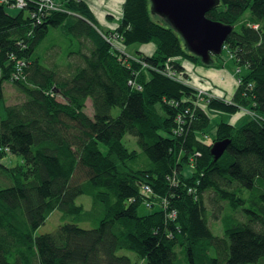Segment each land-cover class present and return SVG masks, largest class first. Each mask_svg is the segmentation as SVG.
Masks as SVG:
<instances>
[{
  "label": "trees",
  "instance_id": "trees-1",
  "mask_svg": "<svg viewBox=\"0 0 264 264\" xmlns=\"http://www.w3.org/2000/svg\"><path fill=\"white\" fill-rule=\"evenodd\" d=\"M29 2L15 15L0 4V264H178L179 249L188 264L259 263L264 258V0H220L206 14L232 27L248 17L224 43L246 70L239 76L237 102L205 98V106L229 115L249 101L255 114L238 125L220 121L209 143L208 116L199 109L195 120L188 118L195 106L192 90L163 74L168 66L181 72V61L205 65L163 20L151 18L148 0H126L115 30L126 47L154 43L151 56L137 53L145 70L112 51L111 33L93 23L82 1L65 0L68 13H47L40 22L29 16L37 0ZM56 27L69 41L84 39L88 52L78 48L76 63L61 64L64 51L46 67L33 56ZM18 59L27 68L24 77L14 79ZM6 84L23 99L9 105ZM248 84V101L240 100ZM88 101L91 117L84 112ZM178 128L188 134L176 135ZM126 137L136 148L125 145ZM223 139L230 144L213 162L210 147ZM144 185L156 197L147 202L149 208L165 201L178 213L175 223L158 207L138 213ZM242 190L256 206V212L246 210L252 215L246 223L235 217L246 202ZM206 191L214 194L207 205ZM82 195L91 198L89 210L76 202ZM227 208L229 216L222 217ZM55 211L58 227L34 237ZM210 217L221 225L220 237L208 225ZM121 250L135 260L119 255Z\"/></svg>",
  "mask_w": 264,
  "mask_h": 264
},
{
  "label": "rangeland",
  "instance_id": "rangeland-1",
  "mask_svg": "<svg viewBox=\"0 0 264 264\" xmlns=\"http://www.w3.org/2000/svg\"><path fill=\"white\" fill-rule=\"evenodd\" d=\"M126 1V0H125ZM149 2V1H148ZM125 5V2H124ZM124 5L122 8V11L120 12L121 16L119 17L120 21L123 18V13H124ZM30 2H27V6L29 7ZM58 10L54 11V12H64V13H68L64 7L62 6V4H58ZM150 6V5H149ZM16 10L18 11H23L26 9H19L16 8ZM214 10V9H213ZM12 10L7 9L8 13H11ZM211 12V11H210ZM209 12V13H210ZM119 14V15H120ZM30 16V15H29ZM248 17V13H246L242 18H240L238 21L237 19L235 21H233V26L235 24V26L233 28H235V30H237L239 24H241L245 19H247ZM151 18L154 20L155 18L153 16H151ZM237 21V22H236ZM120 24V22H119ZM119 27V26H118ZM116 26V28H118ZM109 32V31H108ZM111 35H108V41L110 42L111 46H112V51L114 53H116V55H121L123 56L125 59H121L124 60L125 62H131L132 64H135L137 68H140L141 70H145L147 69V65L139 59V56L137 53V51H134L136 49V47H140V46H144V45H148L151 44L154 47L153 52L155 51V45L154 43H148V44H133L129 47H126L123 43V41L120 39V37L117 35V33L115 31L110 32ZM65 44V46H68V49H65V52H76L78 50V46L75 43V41L73 39H71V41H67L64 36H63V31L61 28H51L48 32L47 35V39L45 40L44 44H43V48H47L49 51L45 52V54L39 52V50H37L36 52H34V54H38L41 57H45L49 63H53L56 59V51L58 48L62 47V45ZM135 52V53H134ZM233 52L231 50H229L227 47L224 46L222 47L221 53L219 55H213L211 56V62L210 64H203L201 61L200 63H202L203 67L205 68H214L216 70H224V71H230L235 77V83H233V86L236 88V91L238 89V87H240L241 85V81L239 76L245 74L246 70L245 68H241L236 64V56H235V60H234V55L232 54ZM141 54V53H140ZM72 58V57H71ZM165 65H168V62L165 61ZM182 70L181 72H176L172 69V67L168 66L164 68V72L163 74L170 78L171 80L175 81L176 83H179L189 89L192 90V94L194 96V98H192L194 100V108L192 110V113L188 116V118L190 120H195L197 118V115H199V109L200 108H206L205 106V102L204 99H214V100H218L221 101L223 103L226 104H233V102H237L234 99L235 93L231 99V97L229 95H226V93L221 90L220 88L216 87L213 82H211L209 79H207L206 77H203L201 75H197L195 74V72L192 70V68H194V66L191 65H187L188 70H185L183 67H181ZM240 68V69H239ZM160 71V69H158ZM149 76V73H148ZM209 83V85L207 87H205V84ZM251 89V84H248L247 86H245L244 91L240 93V100H247L245 99L248 97V93ZM6 99H7V103H10L9 105H11L13 102H16L20 99H23V97L16 92L12 87H8L6 88ZM222 91V92H221ZM8 95V96H7ZM58 100L61 101V99L59 97H57ZM250 102L248 101V103L246 104V106L244 105V107H239L238 110L234 113V114H229L227 115L228 120L229 118L238 115L239 113L242 114V112L244 113V116L247 117V119H252L255 117V114L247 107H249ZM199 106V108H197ZM119 109L116 108L113 110L112 114L113 116H117ZM84 112L86 115H88L89 117L92 116V107H91V102L88 101L87 104L85 105L84 108ZM222 113V112H219ZM223 114V113H222ZM213 116H211L209 114V126L206 129V141L211 142L214 138L218 123L222 120V118L227 119V117H222L219 116L217 114H212ZM179 120H181V117H179ZM225 122V121H224ZM202 123V121H201ZM178 131H180L181 133H175L178 136H185L187 134L186 131H182L181 128H178ZM124 143L125 145L129 148V149H134L135 147V143L134 140L130 137H126L124 139ZM208 143V142H207ZM18 159V158H17ZM19 160V159H18ZM7 163H9V161H12V158H6L5 160ZM5 163V164H7ZM190 169L187 168L184 171V175L185 176H189L190 174ZM232 186H238L237 183H232ZM230 189L232 187H229ZM142 189V187H141ZM210 193V194H209ZM213 192L212 191H206L205 193V199H206V205L207 203V199L209 200V198L212 197ZM240 197L242 199H245L246 202L243 206L239 207L237 209V211L235 212V217L238 218V221L241 223H246L248 221V219H250L252 217V215L248 212H246V210H252L254 212H256V206L252 205L248 199L251 196V193H249V191L247 190H242L239 193ZM208 197V198H207ZM253 197V196H252ZM156 197L152 194V192L150 193H146L145 197H143V199H140V207L138 209V213L140 215H144L147 214L149 212H152L153 210L157 209V206L154 205L153 208H147L146 204L148 201H152L155 200ZM253 201L255 200V198L252 199ZM77 204H81L84 206L85 209L89 210L91 207V198L89 196H85L82 195L80 197H78V199L76 200ZM155 204L158 203V201L154 202ZM210 208V205H209ZM211 210H213L212 208H210ZM231 210L229 208L225 209L224 212H220L222 214V217L224 216H229ZM217 213V212H216ZM220 213H217V215L215 216V218L218 220ZM178 216V215H177ZM60 220V214L58 212H53L49 218L45 221V223L40 226L35 232H34V237L42 235V234H47L50 232H53L58 225ZM230 221V220H228ZM231 224V221L230 223ZM208 225L211 227L212 231L214 232V234L217 237H220L222 235V227L218 222H215L213 217H210L208 220ZM80 226L82 228H91L93 225L91 223H82L80 224ZM178 252V249H177ZM119 255H124L129 257L132 261L135 260V255L129 251L126 250H121L120 252H118ZM259 263L256 264H264V258L259 260ZM178 264H188L187 260H186V256L185 254L181 253V249H179L178 252ZM140 264H143V261L140 262Z\"/></svg>",
  "mask_w": 264,
  "mask_h": 264
},
{
  "label": "water",
  "instance_id": "water-1",
  "mask_svg": "<svg viewBox=\"0 0 264 264\" xmlns=\"http://www.w3.org/2000/svg\"><path fill=\"white\" fill-rule=\"evenodd\" d=\"M150 14L162 19L181 39L187 52L207 65L211 56L221 53L223 44L233 27L209 19L206 14L217 8L219 0H148ZM229 139L212 143L209 154L213 162L219 160Z\"/></svg>",
  "mask_w": 264,
  "mask_h": 264
},
{
  "label": "crops",
  "instance_id": "crops-1",
  "mask_svg": "<svg viewBox=\"0 0 264 264\" xmlns=\"http://www.w3.org/2000/svg\"><path fill=\"white\" fill-rule=\"evenodd\" d=\"M54 3L62 4L64 7L65 0H52ZM76 1H82L88 8L89 12L91 13L93 23L97 25L102 31L104 32H112L115 31L119 26L120 19L119 17L121 16L120 12L122 11L123 5L125 0H76ZM8 9L12 10L11 15H15L17 12H19L16 9H11L8 6H6ZM29 13L26 11V14ZM120 14V15H119ZM162 20V19H161ZM70 22V21H69ZM92 27L93 24L89 23ZM64 38L69 41V37L63 32ZM75 39V38H74ZM75 43L77 44L78 48L82 52H88V47L89 45L84 39H75ZM45 42V41H44ZM62 48L57 49L56 51V56L57 54H62L65 49H68V46H65V44L62 45ZM154 47L151 44L136 47L134 51H137L143 55L151 56L153 53ZM49 51L47 48H43L42 50H39V52L45 54V52ZM78 52L75 53H67V58L66 60L63 57H59L61 64H64L65 62H73L76 63L77 60L79 59ZM135 53V52H134ZM35 58L38 59V61L45 65L46 67L50 66V63L45 57H41L40 55L34 54ZM72 57V58H71ZM181 67H183L185 70H188L187 65L194 66L192 70L195 72L197 75H201L203 77H206L209 79L213 84L223 90L226 95H229L232 99L236 88L233 86V83H235L234 80V75L229 71H224V70H216L214 68H205L203 66L199 65H194L192 63L186 62V61H181ZM209 83L205 84V87H207ZM4 87L8 88L11 87L10 84H6ZM222 92V91H221ZM208 117L209 114L213 116L212 114H217L222 117H227L228 114L225 113H219L215 111H210L207 108H200ZM247 119L246 116H244V113L242 112L239 113L238 115H235L231 118L228 117L227 119L222 118L221 121H225L230 125H238L241 123L243 120ZM209 143V141H206Z\"/></svg>",
  "mask_w": 264,
  "mask_h": 264
},
{
  "label": "built area",
  "instance_id": "built-area-1",
  "mask_svg": "<svg viewBox=\"0 0 264 264\" xmlns=\"http://www.w3.org/2000/svg\"><path fill=\"white\" fill-rule=\"evenodd\" d=\"M30 0H0V4H3L5 6H8L11 9H25L27 6V2ZM58 10V6L56 3H54L52 0H37V3L35 4V10L30 14V17L33 19H36L38 16L51 13ZM164 72V70H163ZM21 77H24V75L20 72H17L13 74L14 79H19ZM187 113V111H186ZM173 181L170 182V185ZM142 187V189H141ZM140 187V195H145L146 193L152 192L151 188L147 185ZM157 206L161 211H163V215L165 219L170 223H175L178 213L174 209H170L167 207V204L165 201L158 202L157 204H154ZM146 207L149 208V203L146 204Z\"/></svg>",
  "mask_w": 264,
  "mask_h": 264
},
{
  "label": "bare ground",
  "instance_id": "bare-ground-1",
  "mask_svg": "<svg viewBox=\"0 0 264 264\" xmlns=\"http://www.w3.org/2000/svg\"><path fill=\"white\" fill-rule=\"evenodd\" d=\"M220 1V0H219ZM43 17H45V14H43V15H40V16H38L37 18H36V21L37 22H40L42 19H43ZM14 65H15V67H16V69H15V72L13 73V74H15V73H17V72H20V73H22L23 75H24V73L26 72V68H27V64H26V61H24L23 59H18L17 61H15V63H14ZM132 86L133 87H135L136 89H140V85H138L137 83H132ZM174 174V177L176 176V174H175V172L173 171L172 172V175ZM167 180H170V176H167V178H166ZM128 202L129 203H133V201L131 200V199H129L128 200ZM172 231H167L166 230V235L169 237V238H172Z\"/></svg>",
  "mask_w": 264,
  "mask_h": 264
}]
</instances>
